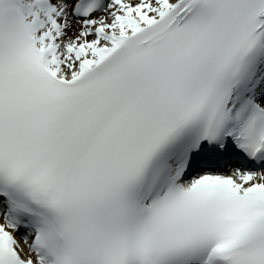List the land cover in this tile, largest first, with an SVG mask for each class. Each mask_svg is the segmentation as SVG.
<instances>
[{
    "label": "snow or ice",
    "instance_id": "snow-or-ice-1",
    "mask_svg": "<svg viewBox=\"0 0 264 264\" xmlns=\"http://www.w3.org/2000/svg\"><path fill=\"white\" fill-rule=\"evenodd\" d=\"M0 264H264V0H0Z\"/></svg>",
    "mask_w": 264,
    "mask_h": 264
}]
</instances>
